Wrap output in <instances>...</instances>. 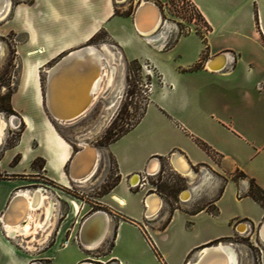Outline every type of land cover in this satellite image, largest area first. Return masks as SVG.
I'll list each match as a JSON object with an SVG mask.
<instances>
[{
  "label": "crops",
  "instance_id": "0c3cea01",
  "mask_svg": "<svg viewBox=\"0 0 264 264\" xmlns=\"http://www.w3.org/2000/svg\"><path fill=\"white\" fill-rule=\"evenodd\" d=\"M190 1L208 32L194 29L183 32L181 22L190 27L193 23L175 14L169 0H0V15L6 13L0 20V37L8 34L14 37L16 58L37 101L46 100L49 74L69 56L89 57L91 61H85L81 69L93 62L110 70V58L120 62V77L116 76L115 83L121 82L123 87L127 64L136 59L160 76L158 99L168 91L164 75L179 74L181 69L215 76L229 85L239 82L240 95L237 104L224 101L221 108L232 124H223L213 112H208L206 101H177L176 107L160 101L158 113L144 130L148 140L145 149L138 152L113 149L112 145L142 122L154 102L152 92L137 123L103 148L102 174L106 175L108 158H112L118 179L107 192L91 196L104 210L92 211L91 201L77 198V202L58 193V188L48 189L38 180L33 187L23 188V180L14 175L20 172L19 164L9 165L19 153V142L7 147L0 158V172L11 174L7 179H0V264H39V261L95 264L104 262L101 257L105 261L119 258L116 251L120 247L130 254L119 258L121 264H188L203 247L232 238L241 231L243 225L238 223L242 221L256 225V230L251 229L252 240L256 241L255 234L264 222V206L247 193L250 179L264 190V154L261 153L264 150L261 142L264 137V0ZM144 2L157 7L159 20L152 29L139 31L134 21L135 11ZM88 47L92 53L83 51ZM231 54L236 57L233 64L227 59ZM219 58L224 59L223 65L212 66ZM112 74L106 89L114 83L115 71ZM189 102L195 110H186ZM44 112L45 127L60 149L53 158L38 154L45 162L41 168L32 169L33 172L41 173L61 189L73 185L85 188L69 175L72 147ZM247 136L259 140V145L250 142ZM5 140L4 134L0 146ZM173 153L181 154L190 164V173L184 177L189 196L184 198L187 192L182 195L183 199H190L178 206L176 194L157 190L155 193L167 208L159 215L161 207L153 216L147 212L146 218L144 211L148 210V203L144 207L143 200L147 189L133 191L128 188V178L142 171L151 157H157L160 165L163 163L165 168L174 171L169 162ZM101 176H94L86 186L94 190L92 187L99 185L96 182ZM33 189L47 195V221L52 223L33 235L22 237L8 233L2 217L11 199ZM229 192L233 207L223 202ZM250 205L257 208L256 214L250 211ZM43 218L45 213L41 210L40 219ZM178 219L182 223L173 236L171 231ZM183 222L193 228L188 229ZM144 226L155 242L154 250L143 243ZM28 239L31 247L26 244ZM229 245L223 244L236 251L239 264L238 250ZM260 249L264 264V242ZM193 251L197 254L187 261ZM246 264L253 261L247 258Z\"/></svg>",
  "mask_w": 264,
  "mask_h": 264
},
{
  "label": "rangeland",
  "instance_id": "374dc122",
  "mask_svg": "<svg viewBox=\"0 0 264 264\" xmlns=\"http://www.w3.org/2000/svg\"><path fill=\"white\" fill-rule=\"evenodd\" d=\"M170 7L173 12H175V14H177L181 19H189L188 15L183 10H179L174 6ZM187 26L188 25L186 24V22H181L180 28L183 30V32H187ZM0 42L5 47L4 50L2 46L3 54L0 55V75L3 73L4 69L7 66V63L9 62L11 64L9 68V83L12 90L11 103L13 109L15 110V114H4L0 112V116L3 117L7 123L4 133L1 136L2 139L5 134L6 140L5 144H3V146H0V158L4 154V150L7 147H11V145L15 143L17 144L19 142L17 152L20 153V160L17 163L19 164L20 172L14 175L23 180V182L25 183V186L23 188L33 187L34 185H36L34 181L38 180L42 182L43 185H48V189H51V186L54 188H58V193H60L61 195L66 194L68 195V197L70 196L72 200H75L77 202H79L77 198H85L87 201H91V203L89 204L92 206L90 208V210L92 211L104 209L101 206L102 204L91 198V196L96 197L102 194L105 190H108L109 187L117 180V176L115 175V164L112 158H108V171L106 172V175L102 174L105 161L102 152L104 146H106L107 144L108 137L110 135H116L120 133V129L129 128L139 119L145 107L147 106L149 95L152 92H154L152 100L154 102L151 103L148 107V110L142 122L137 127H135L134 130L124 135L120 140L112 145L113 149L121 148L122 150L127 149L133 152H138L145 149L148 140L146 139V137H144V130L147 129V125L150 123V120H152V117L156 115V113H158L157 105H159L161 102L164 105H172L176 107L177 101H206L205 103H207L208 112H213L214 116L221 120L223 124H232L231 119L227 115L223 114L221 108L224 104V101H233V103L235 104L240 101V95L237 90L239 87V82L235 83L234 81L229 85L225 82H222L215 76H208L206 74L197 72H187L183 69H181V72L179 74L164 75L167 84H169V86L167 87L168 91L164 95H162L160 99H158L157 91L161 80L160 76L144 63L139 62V66L136 64L130 66L129 62L125 71L124 87L122 86L121 82H119L118 84L115 83L116 76L120 77V74L114 75L115 79L112 85L120 87L119 92L115 96H113L114 98L112 96V98H106L104 95H102L105 90H108L106 89L108 86V77L105 76L101 85L102 93L100 92V94L97 95L94 103L83 115L73 121L63 124H59L58 122L50 118L54 128L65 140V142L72 147L73 152L80 149L81 145L79 142L81 141H85L94 145L100 152L99 159L97 160L93 174L86 182L80 183L85 188H80V186L73 185L72 188L61 189L57 185L51 183V181H49L41 173L36 174L32 170L42 165V160L37 159L35 160L34 165L36 168H32L31 162L33 160H31L30 162V159L32 157L34 159L38 156V154L40 155L41 153H43L53 158V154L55 153V151H58L60 149V146L50 136L48 130L45 127L44 111L47 112V110L43 101H37L35 97V91L24 79V74L20 67V61L16 58V42L14 41V37L8 34L5 37H0ZM180 59L181 57L177 60ZM233 62H231L230 64H233ZM119 64L121 65L120 62ZM120 65H118L119 68L121 67ZM107 71L110 74V70ZM27 77L29 78V76ZM169 87L172 88L169 89ZM228 87L230 88V90ZM4 89L5 87L2 88L3 91ZM176 109L183 110L181 107H178ZM192 109L195 110V107L192 106L191 102H189L186 106V110L192 111ZM23 116L25 118H23ZM247 139L256 145H259V140L257 141L255 138H251L250 136H247ZM261 142L263 143L264 148V137L261 139ZM261 153L264 154V150ZM19 156H14L15 158L13 157L9 165L17 164L16 161L19 159ZM161 171L163 172H160L158 175L149 176V183H146L144 185V190L151 188L148 193H155L157 192V190H164L173 195L176 194L178 206L183 201H187L188 199H190V197L188 199H183L182 197L184 191H187L186 183H184V175L165 168L163 166V163H161ZM10 175L11 174L5 171L0 172V179H7L10 177ZM97 175L102 176L96 182L99 183V185L93 186L92 188L94 190H92L86 185H88L93 177ZM239 175H241V173H236V176ZM133 179L137 180V177L134 176ZM177 186H179L178 190L180 191H177ZM138 188L139 187L133 188L132 190L138 191ZM231 196V192H229L226 200H224L223 202H226V205L233 207ZM258 196L261 197L262 203L264 204V195L258 193ZM135 199L136 198H133L134 204L138 205V207L140 208L141 206L139 202L137 201V199ZM172 204L174 205L175 203L172 202ZM87 208H89V205L87 206ZM166 208V204L163 203L157 215H159L160 212H162ZM249 209L252 213H257L256 207L250 205ZM148 222L149 221H147V224ZM199 222H201V220H199ZM181 223V219H178L174 224V228L171 231L173 236H176V228L180 226ZM183 223L187 226L188 229L193 228V225H187L185 222ZM252 236L253 233L251 230L245 232L239 231L235 233L232 238H223L217 243H211L209 245L223 243L231 244L232 246L233 244L234 248H236L239 253V264H246L247 258H250L253 261V264H262L261 254L258 248L253 245ZM28 241L29 239L26 241V244L28 243ZM256 241L259 246L262 247V242L258 241V239H256ZM143 243L144 245H147L145 241H143ZM124 249L121 247L117 249L116 252L118 256H120L119 258L130 255L128 254L127 250ZM243 250L244 252H242ZM101 254L102 252L100 254L97 253L96 256H101ZM196 254L197 251H193L191 254H189V256L187 257V261L192 260ZM119 258L105 261V258L101 257L104 262L99 261L95 262V264H116L115 261H119ZM37 263L48 264V261H39Z\"/></svg>",
  "mask_w": 264,
  "mask_h": 264
},
{
  "label": "bare ground",
  "instance_id": "6f19581e",
  "mask_svg": "<svg viewBox=\"0 0 264 264\" xmlns=\"http://www.w3.org/2000/svg\"><path fill=\"white\" fill-rule=\"evenodd\" d=\"M5 15L6 13L0 15V20L4 19ZM158 20L159 11L157 7L151 4L141 9L138 15L137 26L141 31L150 30L156 26ZM88 51H91L89 47L87 48ZM1 54H3V48L0 42ZM69 57L71 63L64 65L59 74L51 72L52 76L48 89L49 99L48 101H43L45 107L46 105L49 106V109L46 107L48 115L59 124L73 121L83 115L94 103L97 95L100 94L103 78L105 76L108 77L107 85H109L113 78L112 73L115 71V74H120V68L118 67L120 64L114 59L112 61L110 58L109 64L106 63L109 65L108 69L111 72L109 74L106 66V68H103L102 65L93 62L89 65L87 64L88 66H86L85 70L83 67L81 69L80 66H84L86 64L85 61L89 60V57ZM223 63L224 59L219 58L212 66L220 67ZM119 90V86L111 85L110 89L105 90L102 95L106 98L113 97ZM6 124V120L0 116V140ZM79 143L81 145L80 149L75 151L70 159V174L72 179L80 184L86 182L93 174L100 152L94 145L88 142L81 141ZM158 166V160H154L151 163L149 172L154 173L158 169ZM174 168L176 172L179 171L178 173L184 176L190 173V164L182 155H179L178 159L174 161ZM17 191L20 190L18 189ZM45 195V193L43 194L38 189L16 194L2 217L6 231L13 235L17 233L22 236L33 235L38 229L43 231L49 223L51 224L52 222L47 221L48 203L46 202L47 195ZM183 196L184 198L188 197L189 192ZM161 202L160 197L152 193L151 197L147 200L148 210L146 213L148 212V215L151 216L155 215L161 207ZM41 210L45 213V218L43 219H40ZM244 229L245 227L242 226L241 231ZM95 230L96 227L94 226V232ZM260 238L261 242H264V226L261 230ZM219 244L203 247L198 252L195 260L190 261L188 264H238L236 251L223 246V244ZM27 245L29 247L32 246L29 243Z\"/></svg>",
  "mask_w": 264,
  "mask_h": 264
},
{
  "label": "built area",
  "instance_id": "2783aa9c",
  "mask_svg": "<svg viewBox=\"0 0 264 264\" xmlns=\"http://www.w3.org/2000/svg\"><path fill=\"white\" fill-rule=\"evenodd\" d=\"M169 6H174L179 10L181 9L188 15L189 19L193 23V26L192 27L187 26L186 27L187 31H191L193 29L204 31V32L209 31L206 23H204L203 20H201V18H199L198 14H197V10L195 9L194 5L191 3L190 0H169ZM165 24H166V20L164 19L163 20V26H165ZM235 58L236 57L233 54L228 55L227 56L228 63L233 62L235 60ZM156 159L158 160V158H156ZM170 165H171V163H170ZM170 168H172V169H174V171H176L172 165L170 166ZM163 171H161L160 162H159L158 169L154 173H150V172L146 171L144 168L142 171L134 173L128 178V181H127L128 182V188L133 189V188L139 187L138 190L143 189L144 185L146 183H149V180H148L149 176L158 175L160 172H163ZM134 176L137 177V180L133 179ZM149 189H151V188H149ZM149 189L146 190V193H145L146 196H145V199L143 200L144 207L147 206V195L152 193V192L147 193ZM144 216L147 218L146 210L144 211ZM240 225H243L245 227V231H249L252 228L256 230V225H254L253 223H250L249 221L239 222L238 226H240ZM144 229H145V232L143 231V233H142L144 241L146 242L147 246L150 249L154 250L156 248L155 242H154L153 238L151 237V235L146 230V226H144ZM256 236H257V239L261 242V238L259 236L258 231H257ZM253 243H254V246L257 247L259 252L261 253V249H260L259 244L255 240L253 241ZM115 263L121 264V262H119V261H116Z\"/></svg>",
  "mask_w": 264,
  "mask_h": 264
},
{
  "label": "trees",
  "instance_id": "16d2710c",
  "mask_svg": "<svg viewBox=\"0 0 264 264\" xmlns=\"http://www.w3.org/2000/svg\"><path fill=\"white\" fill-rule=\"evenodd\" d=\"M135 64L139 66V62L136 59L130 61V63H129L130 66L135 65ZM10 66H11V64L8 62L6 68L3 71V73L0 75V112L4 113V114H15V110L13 109L12 103H11L12 90L10 88V83H9V79H10V70H9V68H10ZM3 87H5L4 91L2 90ZM137 121L134 124H132L129 128H127V129H120V133H118L116 135H110L108 137V139H107V144L109 142H111V141L116 140L122 134L127 132L130 128H132L137 123ZM15 145H17V144L15 143V144L11 145V147L15 146ZM19 155H20V153H17L15 155V157L19 156ZM37 159H41L42 160V165L44 164L45 160L42 157H36L31 162L32 168H36L34 165H35V160H37ZM19 160H20V156H19V159L16 161V163ZM42 165L38 166V167L41 168ZM242 175H244V174H242ZM258 193L264 195V190L259 185H257V183L253 179H250L249 180V189H248V193L247 194L251 198H253L256 202H258L261 206H264V204L262 203L261 197L258 196Z\"/></svg>",
  "mask_w": 264,
  "mask_h": 264
},
{
  "label": "water",
  "instance_id": "95a60500",
  "mask_svg": "<svg viewBox=\"0 0 264 264\" xmlns=\"http://www.w3.org/2000/svg\"><path fill=\"white\" fill-rule=\"evenodd\" d=\"M149 5H151V3H149V2H144V3H142V4H140L138 7H137V9H136V11H135V19H134V21H135V25H136V28H137V30H139V31H141L140 30V28L137 26V22H138V15H139V13H140V11H141V9L143 8V7H146V6H149ZM146 31H148V30H146ZM83 51H87V48H85ZM222 54H219V56H221ZM69 58L70 57H68V58H65L62 62H60L58 65H57V67L55 68V70H54V72H56V73H58L59 74V72H60V70L62 69V67L64 66V65H66V64H69V63H71L70 61H69ZM87 68V67H86ZM85 70V69H84ZM52 73H50L49 74V76H48V85H47V89H46V93H45V95H46V100L45 101H48V99H49V91H48V89H49V81H50V79H51V75ZM46 107H47V109H49V106L48 105H46ZM62 119H64V118H62ZM83 150V149H82ZM179 155H181V154H178V153H173L172 155H171V157H170V163H171V165L174 167V161L175 160H177L178 159V157H179ZM157 157H151L150 159H149V161L147 162V164H146V167H145V170L146 171H148L149 172V168H150V166H151V163L154 161V160H157L156 159ZM159 162V161H158ZM70 168H71V163H70ZM70 168H69V175H70V177H71V174H70ZM191 169V168H190ZM72 178V177H71ZM184 192H186V191H184ZM151 194L152 193H150V194H148L147 195V200L151 197ZM156 194V193H155ZM157 196H159L158 194H156ZM14 198V197H13ZM12 198V199H13ZM12 199H11V201H12ZM11 201H10V203H11ZM9 203V204H10ZM263 226H264V222H262L260 225H259V228H258V232H259V236H261V230H262V228H263ZM218 245V244H217ZM211 246V245H210ZM216 264V263H215Z\"/></svg>",
  "mask_w": 264,
  "mask_h": 264
},
{
  "label": "flooded vegetation",
  "instance_id": "af4514ba",
  "mask_svg": "<svg viewBox=\"0 0 264 264\" xmlns=\"http://www.w3.org/2000/svg\"><path fill=\"white\" fill-rule=\"evenodd\" d=\"M116 176H117V175H116ZM117 180H118V179H117ZM117 180H116L115 182H117ZM115 182H114V183H115ZM112 186H113V184L109 187V189H110ZM46 187H48V185H46ZM109 189H108V190H109ZM108 190H105L103 193L107 192Z\"/></svg>",
  "mask_w": 264,
  "mask_h": 264
}]
</instances>
